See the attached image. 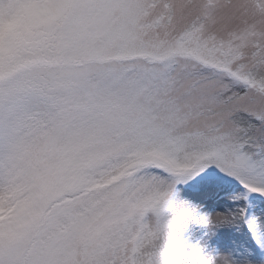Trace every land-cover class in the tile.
Here are the masks:
<instances>
[{"label": "snow or ice", "instance_id": "obj_1", "mask_svg": "<svg viewBox=\"0 0 264 264\" xmlns=\"http://www.w3.org/2000/svg\"><path fill=\"white\" fill-rule=\"evenodd\" d=\"M0 264H264V0H0Z\"/></svg>", "mask_w": 264, "mask_h": 264}, {"label": "rangeland", "instance_id": "obj_2", "mask_svg": "<svg viewBox=\"0 0 264 264\" xmlns=\"http://www.w3.org/2000/svg\"><path fill=\"white\" fill-rule=\"evenodd\" d=\"M11 27H13V25H11ZM221 232L222 234H230L236 243L243 242L246 238V229L245 232H235V230L225 228L222 229Z\"/></svg>", "mask_w": 264, "mask_h": 264}, {"label": "clouds", "instance_id": "obj_3", "mask_svg": "<svg viewBox=\"0 0 264 264\" xmlns=\"http://www.w3.org/2000/svg\"><path fill=\"white\" fill-rule=\"evenodd\" d=\"M10 27H11V25H7V26H6V28H10Z\"/></svg>", "mask_w": 264, "mask_h": 264}]
</instances>
